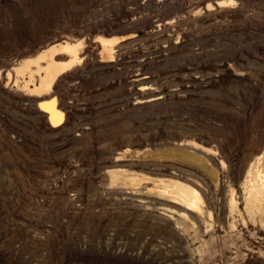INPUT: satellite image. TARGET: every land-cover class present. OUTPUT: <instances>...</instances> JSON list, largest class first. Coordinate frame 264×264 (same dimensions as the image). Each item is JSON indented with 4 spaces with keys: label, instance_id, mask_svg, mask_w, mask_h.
Here are the masks:
<instances>
[{
    "label": "rangeland",
    "instance_id": "374dc122",
    "mask_svg": "<svg viewBox=\"0 0 264 264\" xmlns=\"http://www.w3.org/2000/svg\"><path fill=\"white\" fill-rule=\"evenodd\" d=\"M175 146L216 175L138 156ZM263 166L264 0H0V264H264Z\"/></svg>",
    "mask_w": 264,
    "mask_h": 264
},
{
    "label": "bare ground",
    "instance_id": "6f19581e",
    "mask_svg": "<svg viewBox=\"0 0 264 264\" xmlns=\"http://www.w3.org/2000/svg\"><path fill=\"white\" fill-rule=\"evenodd\" d=\"M99 41L101 42L102 47H103L102 51L107 54V58H108V56L111 57V55H112L111 54V51H112L111 50L112 49L111 44H112V42H114V40H110V39H106V38L101 37V38H99ZM115 42H117V41H115ZM115 42H114V44H115ZM78 46H79L78 42H66V41H64V42L58 41L57 42L56 41V43H52V44L48 45L47 47L41 49L33 57L26 59V62L24 60V62H25L24 68H28L29 64H33V65H31V66H34L33 71H35L37 73V75L39 74L38 82L35 85H32L33 86L31 88V92H33L32 94H34L35 96H41V95L46 94L50 91L52 84L55 81V79L60 74H62L63 72L70 69L71 66L73 65V63L79 58V56L77 55V47ZM112 53H113V51H112ZM57 55H65V57H64L65 59L57 60V59H55V56H57ZM24 62L22 63V65L24 64ZM24 68L21 67V68H18V70L22 71V69H24ZM39 107L47 113L48 120L52 124H58L61 122L64 113L62 112L61 109H59L58 104H57V98L55 96L51 97L50 99H44V100L39 101ZM190 145L192 147H196L195 146L196 144L195 145L190 144ZM206 151L209 152L208 149H206ZM173 154H176V155L174 156ZM136 155H137V153H136ZM147 155H150V157L151 156L155 157L156 159H170L171 157L172 158L173 157L178 158V159L185 161V163L187 162L190 165H193L194 167H197V168H199L201 170H205V171H208V169L206 168V165L211 166L207 157H205V156H203L197 152H194L191 149H188L186 147H181V146L159 148L155 151L152 150L150 154H147V153L146 154H139L138 153V156L142 157V158L147 157ZM262 171H263V169H262ZM210 173L216 175V170L213 169V167H212V171ZM263 177H264V175H263ZM249 182L246 181V183H245V190L248 191V196H250L251 199H253V200L254 199L259 200L263 186H256V185L251 184V183L249 185L248 184ZM184 188H181V187L178 188V191L181 194V195L179 194L180 198H182V200L186 204L191 206V204L194 203V201L196 202L195 198L197 199L198 194L196 195V193L189 191L188 189H184ZM175 189H177V188H175Z\"/></svg>",
    "mask_w": 264,
    "mask_h": 264
}]
</instances>
